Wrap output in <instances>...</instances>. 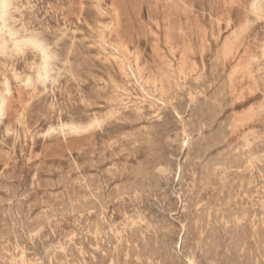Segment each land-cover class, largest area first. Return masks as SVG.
<instances>
[{
    "label": "rangeland",
    "instance_id": "1",
    "mask_svg": "<svg viewBox=\"0 0 264 264\" xmlns=\"http://www.w3.org/2000/svg\"><path fill=\"white\" fill-rule=\"evenodd\" d=\"M7 1L0 264H264V0Z\"/></svg>",
    "mask_w": 264,
    "mask_h": 264
},
{
    "label": "bare ground",
    "instance_id": "2",
    "mask_svg": "<svg viewBox=\"0 0 264 264\" xmlns=\"http://www.w3.org/2000/svg\"><path fill=\"white\" fill-rule=\"evenodd\" d=\"M0 5H1V9H2L1 13H4L5 14L6 13L5 12L6 9L9 8V7H7L8 6V1L7 0H1ZM256 6H257V3H254L253 4V7L255 9H256ZM99 11H100V14L102 16L107 15V12L102 7L99 8ZM1 19L4 20L2 16H1ZM120 27H121L120 17L118 15V13L114 12L113 13V20L109 24L103 25V27L101 28L102 29L101 30V43L104 44V45L107 44V46L110 47V49L112 50V53H113L114 57H116L118 60H120L121 67L136 82V84H138V86L140 87L141 91L144 93V95L146 97H153L154 96V97L157 98V96H158V97H160L158 100L163 101V99H164V97L166 95V92H165V89H164V87L162 85L161 80L158 79L155 76H153V77H151L149 79L146 78L147 80H144L143 79V76L141 74V70L142 69L140 70V68H139L140 66L135 68L132 65L131 59H130L131 51L129 50V48L123 42H121V39H120L121 38ZM110 36H115L119 41L117 43H113V42L109 41L107 38L110 37ZM26 42L27 43L34 44L35 46L41 48L42 51H43V54H44L42 56H44L45 59H48L49 58V52L45 49V47L39 41H37L35 39H27ZM166 42H167L168 45H170L171 42H172V34H171L170 28H167V30H166ZM135 59H138V58H135ZM167 65H168V68H169V71H170L171 75L174 76V78H175V75H179L181 77L186 78V73H185L184 68H183V63H180V64H178V66H175V65L172 64L171 61H168ZM39 76H41V75H39ZM150 89H152V90H150ZM151 99H153V98H151ZM1 102L2 103H1V107H0V115L2 116L3 113H4L5 100H3ZM156 104H157V102H156ZM164 105H166V104H164ZM67 127L69 128V133L74 134V135H77V136H79L80 134L86 132L87 129H88L86 127H81V126H76V125H70V126H67ZM55 131H56L55 129H52L51 130V133L52 132H55ZM62 131H63V133L65 132L64 129H62ZM77 139L78 140H75V142H77V144L80 145L82 140H81V138H77ZM67 148L73 149L74 146L72 145V142H68L66 140H63L62 142H58V143H53L49 147V149L50 150L53 149V151L54 150L55 151L56 150L57 151L58 150L64 151ZM54 154H57V153H54Z\"/></svg>",
    "mask_w": 264,
    "mask_h": 264
},
{
    "label": "crops",
    "instance_id": "3",
    "mask_svg": "<svg viewBox=\"0 0 264 264\" xmlns=\"http://www.w3.org/2000/svg\"><path fill=\"white\" fill-rule=\"evenodd\" d=\"M59 152H60L62 155H67V154L70 153V151H68V150H64V151L59 150Z\"/></svg>",
    "mask_w": 264,
    "mask_h": 264
}]
</instances>
